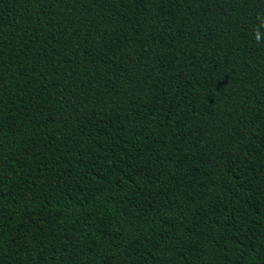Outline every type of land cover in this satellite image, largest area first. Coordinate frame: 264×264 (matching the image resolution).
<instances>
[{
  "label": "trees",
  "instance_id": "trees-1",
  "mask_svg": "<svg viewBox=\"0 0 264 264\" xmlns=\"http://www.w3.org/2000/svg\"><path fill=\"white\" fill-rule=\"evenodd\" d=\"M0 264H264V0H0Z\"/></svg>",
  "mask_w": 264,
  "mask_h": 264
}]
</instances>
